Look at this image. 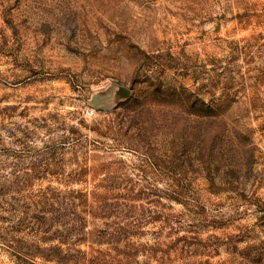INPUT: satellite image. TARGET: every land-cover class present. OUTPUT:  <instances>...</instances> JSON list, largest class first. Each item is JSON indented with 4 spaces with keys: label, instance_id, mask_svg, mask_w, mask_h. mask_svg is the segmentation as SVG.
<instances>
[{
    "label": "rangeland",
    "instance_id": "rangeland-1",
    "mask_svg": "<svg viewBox=\"0 0 264 264\" xmlns=\"http://www.w3.org/2000/svg\"><path fill=\"white\" fill-rule=\"evenodd\" d=\"M0 264H264V0H0Z\"/></svg>",
    "mask_w": 264,
    "mask_h": 264
},
{
    "label": "trees",
    "instance_id": "trees-1",
    "mask_svg": "<svg viewBox=\"0 0 264 264\" xmlns=\"http://www.w3.org/2000/svg\"><path fill=\"white\" fill-rule=\"evenodd\" d=\"M212 115H213V114H210L209 117H210V118H211V117H214V115H213V116H212ZM212 122H215V121L212 120L211 123H212Z\"/></svg>",
    "mask_w": 264,
    "mask_h": 264
}]
</instances>
